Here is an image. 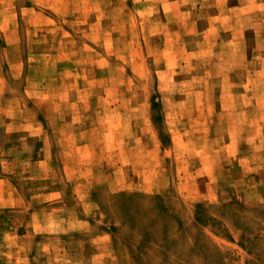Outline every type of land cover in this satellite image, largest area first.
Masks as SVG:
<instances>
[{"label": "rangeland", "instance_id": "rangeland-1", "mask_svg": "<svg viewBox=\"0 0 264 264\" xmlns=\"http://www.w3.org/2000/svg\"><path fill=\"white\" fill-rule=\"evenodd\" d=\"M247 1L233 45L201 33L224 0H0V264H74L105 231L119 264H264V188L228 135L241 102L264 112V56L234 89L204 51L264 49Z\"/></svg>", "mask_w": 264, "mask_h": 264}, {"label": "crops", "instance_id": "crops-1", "mask_svg": "<svg viewBox=\"0 0 264 264\" xmlns=\"http://www.w3.org/2000/svg\"><path fill=\"white\" fill-rule=\"evenodd\" d=\"M260 2L258 1H247V0H237V1H231V0H224L221 7H219L218 12L214 15L209 17L207 20V24L205 27H203L201 33L204 38L208 39H226L225 43L237 45L238 43H243L245 41H242L245 37V32L242 31L236 32L237 29H239V22H241V15L243 12H246L250 10L249 8L251 6H255L260 8ZM226 11V12H225ZM226 13V14H223ZM214 29V30H213ZM213 30V31H212ZM234 30V31H231ZM212 32L215 33V35H212ZM223 32V33H222ZM254 32V31H253ZM254 36L256 39H259V36H261V33L254 32ZM226 34V38H223L222 35ZM245 44V43H244ZM204 51H210L211 56L213 55H222L223 61L215 59V61H218L214 66H217V73L221 74L223 73V80L227 81L228 84H220V86L224 87H231L234 89H238L239 86L247 87L249 85V82H242V72L244 68L251 67L253 65V62L255 59H257L258 55L264 56V49H253L252 47L245 46L244 48L240 47L237 48L235 46L223 48L222 51L213 49H205ZM218 52V53H216ZM219 52H222L221 54ZM211 61V60H210ZM244 62V63H243ZM212 64L209 65L211 67ZM246 66V67H243ZM212 71H215L214 69H211ZM250 70V68H249ZM241 89V88H239ZM258 102V101H257ZM249 110L247 111L246 105L241 102L239 113H241L239 121H236L237 125L234 127L233 133H229L228 135L230 137L235 136H241L242 133L247 138H249V142L246 140H237L232 141V143L235 144L236 149L234 151L236 153H233L232 156L233 159L236 160L238 163L234 165V167H240L244 170V172H250L249 175L251 178H256L258 175V181L257 184L263 185L264 188V178L260 179L263 175L264 177V134L262 135V132H264V123H258L254 122L253 120L257 121L258 119L262 120L264 122V112H260L259 115L257 113H254L252 111V108H255V105L252 106V102L249 103ZM238 113V112H237ZM213 114V113H212ZM222 118V117H221ZM205 124V122H203ZM217 124H220L217 122ZM247 125V126H246ZM213 121L210 122L209 125V136L210 133H221L223 132L221 130V127L216 125V129ZM249 128V129H247ZM214 129V130H213ZM203 130L207 133L206 128L204 127ZM206 135V134H205ZM219 142V141H218ZM223 141L220 138V143ZM248 142V143H247ZM233 144V145H234ZM223 145V144H222ZM247 146V147H246ZM225 145L223 147L218 146L217 149H212L213 152H220V150H225ZM247 150V151H246ZM247 152V153H246ZM215 155V153L213 154ZM222 155V153H221ZM219 156V155H216ZM225 156V155H224ZM215 158V157H214ZM225 159V157H221V161ZM220 159V158H219ZM202 167L205 169H209L207 171L203 172V176H209L210 180L209 182H216V179L211 178L213 175V169L219 168L220 165L214 164L215 161L209 158V155H205L201 158ZM213 163V164H212ZM223 166H226L224 164ZM114 166H108V174L112 171V168ZM117 171H125L127 168H125V165H117L116 166ZM250 170V171H249ZM261 175V176H260ZM110 176V175H109ZM214 177V175H213ZM245 177H247V174H245ZM260 177V178H259ZM260 179V180H259ZM110 180V179H109ZM118 181V180H116ZM115 180H112V183H114ZM118 183H120L118 181ZM0 184H4L9 186L8 189H10L9 195L10 198L13 197V195L16 194V192L12 191L11 185L12 181L10 180L9 176L0 175ZM4 194L8 195L7 191L5 193L0 192V197H2ZM19 195V194H17ZM13 199V198H12ZM15 199H20V196H16ZM6 206V205H3ZM110 233L105 231L101 232V234H96L92 237L90 240V246L91 250L88 251V254L82 255L80 257H76L74 259V264H119L117 258L113 254H109L114 252L111 246V240H110ZM59 262V259H58ZM54 264V263H53Z\"/></svg>", "mask_w": 264, "mask_h": 264}]
</instances>
